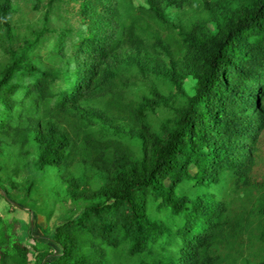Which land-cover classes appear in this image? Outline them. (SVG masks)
Returning a JSON list of instances; mask_svg holds the SVG:
<instances>
[{"label": "trees", "instance_id": "trees-1", "mask_svg": "<svg viewBox=\"0 0 264 264\" xmlns=\"http://www.w3.org/2000/svg\"><path fill=\"white\" fill-rule=\"evenodd\" d=\"M146 1L0 0V188L63 205L54 264H264V0ZM136 68L184 99L159 130ZM20 223L0 216V264H43Z\"/></svg>", "mask_w": 264, "mask_h": 264}, {"label": "rangeland", "instance_id": "rangeland-1", "mask_svg": "<svg viewBox=\"0 0 264 264\" xmlns=\"http://www.w3.org/2000/svg\"><path fill=\"white\" fill-rule=\"evenodd\" d=\"M134 1L136 5L147 6L146 0ZM25 10L26 9L17 17L22 24V31H26L28 28H40V15L36 14V12L28 13ZM167 13L169 18L175 21L177 19L178 9L175 6H171L168 8ZM53 23L61 24L58 16L53 17ZM62 25L63 24L60 26ZM210 27L212 30L215 29L213 24H210ZM131 72L135 73V68L131 69ZM152 87L159 89L168 103V105L164 104L159 106L150 114L151 123L156 130H159L163 123L169 121L173 117L174 109L181 107L184 99L176 98L173 101V85L170 82H167L154 73L147 78H143L136 68V85L129 88V95L137 99H141L143 95L152 98ZM185 89L190 95L194 93V82L192 79H189L186 83ZM105 132L109 136L121 137L124 142L130 144L136 151H139V145L136 139L132 138L126 131L122 130L120 134L112 130H105ZM194 170V166H191L190 171L193 172ZM23 179H26V177ZM23 179L20 184H24L25 181ZM178 191L180 194L191 197L197 194V189L188 181L183 182ZM23 192V190L17 187L9 189L6 194V192L0 188V216L19 218L21 220V227L23 226L24 229L28 227L29 233L33 234L38 242L45 243L46 246L43 254L48 256L42 260L43 264H54V257L61 253L59 246L54 242V234L57 224H59L63 218L64 207L60 202H54V200H52V196L54 195L49 198L44 189L41 190L42 194L36 191L26 201H22ZM14 194L18 198H14ZM11 204L20 207L16 208L14 212H10L9 209ZM50 209H53L54 213L52 218L48 219V212Z\"/></svg>", "mask_w": 264, "mask_h": 264}]
</instances>
